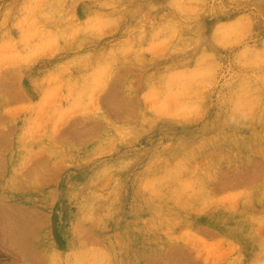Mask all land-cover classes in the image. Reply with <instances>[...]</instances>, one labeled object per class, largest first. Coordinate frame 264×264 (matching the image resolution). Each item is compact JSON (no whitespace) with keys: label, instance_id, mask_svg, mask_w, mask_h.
Masks as SVG:
<instances>
[{"label":"rangeland","instance_id":"rangeland-1","mask_svg":"<svg viewBox=\"0 0 264 264\" xmlns=\"http://www.w3.org/2000/svg\"><path fill=\"white\" fill-rule=\"evenodd\" d=\"M0 206V264H264V0H0Z\"/></svg>","mask_w":264,"mask_h":264},{"label":"bare ground","instance_id":"bare-ground-1","mask_svg":"<svg viewBox=\"0 0 264 264\" xmlns=\"http://www.w3.org/2000/svg\"><path fill=\"white\" fill-rule=\"evenodd\" d=\"M111 99V98H110ZM113 99V98H112ZM7 132V131H6ZM4 208V207H3ZM3 208H1V206H0V216H4V214H3V212L5 211V210H3ZM10 214V213H9ZM25 217V216H24ZM34 218V217H33ZM36 218V217H35ZM2 219V218H1ZM4 219H6L5 217H3V220ZM3 220H1V221H3ZM26 221H28V220H26ZM26 221H25V226L23 225V226H18V225H15L14 223H9L10 225H6V226H4V225H1V223L2 222H0V234L2 235L1 237L5 240V238H8V239H12V238H16L17 239V237L19 236L20 237V239H22L21 238V236H24L25 235V232H27V231H29L31 228H34V227H37L36 226V222L37 221H32V222H30V221H28L27 223H26ZM42 221V220H41ZM4 223L5 222H7V221H3ZM30 222V223H29ZM20 223V222H19ZM3 224V223H2ZM8 224V223H7ZM26 224H27V226H26ZM39 224H41L40 222H39ZM21 225V224H20ZM33 225H35L34 227H33ZM38 225V224H37ZM2 232V233H1ZM0 237V238H1ZM18 237V238H19ZM7 239V240H8ZM19 239V240H20ZM0 240H2V239H0ZM6 240V241H7ZM13 240V239H12ZM23 240V239H22ZM3 241V240H2ZM1 241V242H2ZM6 241H5V243H6ZM14 241V240H13ZM4 242V241H3ZM23 243V242H22ZM3 244V243H2ZM4 247H6V246H4ZM3 248V247H2ZM16 248V247H15ZM16 250V249H15ZM180 252V251H179ZM21 253V252H20ZM177 253V252H176ZM23 254V253H22ZM178 254V253H177ZM176 254V256H178ZM179 255L181 256V254L179 253ZM34 256H36V255H34ZM29 257V256H28ZM27 258V257H26ZM36 258V257H35ZM38 258V257H37ZM36 258V259H37ZM28 259V258H27ZM29 259H31L30 257H29ZM41 259V258H40ZM42 259H43V257H42ZM41 259V260H42ZM39 260V259H38ZM41 260H40V262H41ZM43 264V263H42Z\"/></svg>","mask_w":264,"mask_h":264}]
</instances>
